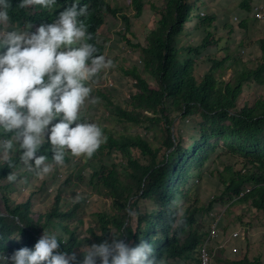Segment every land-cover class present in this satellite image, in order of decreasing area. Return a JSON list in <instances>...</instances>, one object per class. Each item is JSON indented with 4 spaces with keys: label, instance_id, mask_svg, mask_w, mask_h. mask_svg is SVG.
Masks as SVG:
<instances>
[{
    "label": "trees",
    "instance_id": "obj_1",
    "mask_svg": "<svg viewBox=\"0 0 264 264\" xmlns=\"http://www.w3.org/2000/svg\"><path fill=\"white\" fill-rule=\"evenodd\" d=\"M162 1L161 6L151 4L157 20L145 43L134 42L137 36L132 31V19L143 15L147 1L132 0L134 15H123L122 39L142 52L144 62L142 70L137 65L123 68L133 79L135 89L122 98L113 95L106 84H100L96 90L98 97L107 100V108H115L113 117L125 130L117 132L99 125L105 137L103 143L91 157L81 155L80 160L82 167L90 171L88 190L110 199L111 206L88 216L85 206L89 196L77 195L75 190L68 194L74 181V174L69 173L64 185L58 187L52 207H41L35 213L36 197L53 196L49 192L52 173L46 174L38 185L40 176L34 167L20 160L18 149L13 148L6 157L0 153V195L7 210L6 215L0 213V254L12 249L7 241L18 249H34L44 228L57 235L61 251L77 252L84 243L103 242L110 235L108 232L115 230L114 235L124 236L129 242L138 244L144 239L152 243L156 256L164 257L165 264H201V247L208 236L205 217L212 213L215 203H242L248 211L264 213V93L254 101L245 93L253 87L264 88V37L257 41L260 53L256 57L245 56L250 53L246 48L253 44L247 40L241 42L244 55H232L230 37L235 28L220 18L229 11L203 16L202 10L193 8L203 0ZM113 2L56 0L49 10L39 5L20 9L21 0H10L11 19L7 26L32 24L35 31L41 24L55 22L66 8L87 5L88 15L78 20H83L94 34L88 42L96 45L97 54L105 56L107 46L99 38L107 24L104 15L109 12L118 16L125 9ZM252 2L244 0L241 8L251 13ZM193 21H198V30L205 33L197 44L191 40L195 29L187 26ZM249 25L246 18L239 27L247 29ZM222 28L229 30L221 33ZM212 47L216 50L211 51ZM204 64L209 67L201 73L199 69ZM228 69L233 72L230 80L225 79ZM104 76L106 69L88 85L99 84ZM177 118L180 120L176 128ZM131 128L139 131L134 133L128 130ZM45 141L37 155L47 156L46 163H50L52 146L47 136ZM15 152L16 156H12ZM72 156L66 153L63 164L70 163ZM214 156L216 161L221 156H233L235 162L224 164L223 171L211 172L220 178L224 188L206 205L197 183L201 169ZM17 170L20 172L16 173ZM25 171L28 180L23 185L31 193L19 201L22 185L17 184L16 174L19 177ZM12 173L15 179L7 180ZM250 186V191H246ZM16 192L19 193L14 196ZM176 198L181 201L178 209L170 207ZM129 209L136 215L129 216ZM243 217L240 219L244 225L250 226L252 222ZM177 218L184 224L173 227ZM80 230L86 237L80 238ZM226 263L264 264V258H250L246 254L242 259L229 258Z\"/></svg>",
    "mask_w": 264,
    "mask_h": 264
},
{
    "label": "clouds",
    "instance_id": "obj_2",
    "mask_svg": "<svg viewBox=\"0 0 264 264\" xmlns=\"http://www.w3.org/2000/svg\"><path fill=\"white\" fill-rule=\"evenodd\" d=\"M257 4H264V1L253 2L251 13L247 12L246 17L235 16L239 19L234 17V20L241 22L250 17L264 22L253 16ZM35 5L50 10L56 0H21L19 8ZM10 9V0H0L2 27L10 22ZM88 12L87 5L79 7L74 4L59 13L55 22L41 24L35 31H32V24H27L23 28L0 32V153L6 157L10 150L18 148L20 160L34 167L38 176L51 171V165L46 163L48 157L37 155L46 142V134L52 146V162L57 165L63 164L68 152L73 156L91 157L105 139L99 125L82 120L80 116L81 107L92 91L88 82L113 66L111 59L98 55L96 45L88 42L94 39V34L83 20H78V17H86ZM108 81L109 87L113 86L112 80ZM98 99L91 98V103L96 104ZM54 120L58 122L53 124ZM14 179L13 173L7 177L9 181ZM82 194L84 192H77V195ZM88 199L89 204L91 197ZM180 204L176 198L170 202V207L178 209ZM128 214L136 215L131 209ZM183 224L184 221L177 218L173 227ZM221 224L219 239L211 246L214 251L226 247L225 243L216 244L221 239ZM108 233L110 235L103 242L84 243L78 252L61 251L57 235L44 228L34 249H18L7 241V246L12 249L0 254V263L165 264L164 257L156 256L152 243L142 239L136 244L124 236ZM211 248L213 264L214 251Z\"/></svg>",
    "mask_w": 264,
    "mask_h": 264
},
{
    "label": "rangeland",
    "instance_id": "obj_3",
    "mask_svg": "<svg viewBox=\"0 0 264 264\" xmlns=\"http://www.w3.org/2000/svg\"><path fill=\"white\" fill-rule=\"evenodd\" d=\"M146 1L147 5L145 6L143 15L141 17L132 19V31H134L137 36L136 38H134V42H146V37L152 30V28L155 27L157 20L156 10L152 8L151 4L153 3L157 6H161L163 2L162 0ZM236 1L237 0H220L217 4V7L215 6V1L212 2L211 0H203L201 2L195 3L193 8L196 11H198L199 9H203L206 14L212 12L220 13L221 11L218 10L219 6L225 4L226 2L235 3ZM260 1L263 0H255L254 2L258 3ZM113 4L117 7H124V13L121 12L118 14V16H115L109 12H106L104 18L107 20V24L100 33V41L105 43L107 46L105 57L106 59L112 60L113 66L109 69H106V76L101 78L99 84H96L97 82L89 83L88 86L91 87L92 91L90 93V97L85 100V103L81 107L80 116L82 120L86 119L89 122L96 123L97 125H103L119 132L125 130V128L116 117H113L116 114L115 108H107L105 105L107 103V100L98 97L96 93V90H98L97 87H99L100 84H103L104 86L105 84H108L109 86L108 80L111 79L113 82V86H110L108 89L113 95H116L119 98L128 96V94L130 95L131 92L135 89L133 84L134 81L130 76L125 74L123 68L133 67L134 65H137L142 70L144 62L142 52L137 48L129 46L128 42L122 39L123 32L125 33V30H122L123 28L125 29L123 15L126 14L125 12H128L130 16H133L135 13V10L132 7V0H114ZM233 10L235 9L229 8V13L226 15L224 14L220 18H222L221 20L225 22L229 21L230 23H232L236 31V37L234 38V40L233 35L230 37V53L235 56H243L244 53L242 51L243 48L241 47V42L247 40L248 35L245 33L246 29H242L239 27L240 22L234 20ZM250 22L251 26H253V24L256 23V20H253L251 18ZM198 25V21H193L187 24L188 28L195 29L194 33L191 36V40L196 44L201 40L202 37L205 36V33L202 29H199L200 31L198 30ZM24 26L25 25H5L3 27V31L11 30L17 27L23 28ZM229 28H222L220 32L226 33ZM121 30L122 35L120 34ZM244 34H246V36H244ZM249 38L252 39L251 37ZM191 40L189 41L192 42ZM226 40L227 39H225V41ZM221 42H224V38ZM210 50L215 51L216 47H212ZM246 50L247 53L250 52L249 54H245V56L249 58H252L251 55L253 57H256L260 53L249 48H246ZM227 64L230 66L232 62L229 61ZM208 67L209 64H204L199 69V71L203 73L208 69ZM232 77L233 72L231 69H228L225 73V79L230 80L232 79ZM148 78L151 80L150 77ZM245 93L250 100L254 101L256 97H259L264 93V88L253 87L248 91L245 90ZM93 97L99 98L96 104L91 103V98ZM179 120L180 119L177 118L175 121L176 128L178 126ZM128 130H132L134 133L139 131L135 128H131ZM46 136L47 134L45 135V137ZM14 149L15 151H17L18 148L14 147ZM16 154L17 153L15 152L12 154V156H16ZM71 158L72 161L67 164L57 165L53 162L48 163L51 165V171L49 173H52L50 176L51 186L49 187V192L52 193L53 196H41L39 198L36 197L34 199L35 213H39L41 207H52L55 199L54 195L58 187L64 185L69 173L74 174V181L68 187V194L73 193V191L75 190L76 192H84L86 195L91 197L90 203H87L85 206L88 216H91L103 210H107L111 206L112 201L110 199H102L100 195L92 194L91 190H88L87 184L90 181V171L82 167L83 165L80 160L81 156H72ZM232 162H235L233 156H221L218 161H216V156H214V158L209 161V163L203 169H201L202 173L199 174L200 180L197 184L199 185L198 189L200 198L206 205H209L210 202L213 201L212 198L214 194H220L224 188L220 178L216 176V174H212L211 172L215 170L223 171L224 164ZM17 172L19 173L20 171L17 170L16 173ZM18 175L19 177L16 174V177L18 179L17 184L22 185L20 186L21 191H19L22 193L19 201H24V199H26L31 193L30 189L23 185L24 181L28 180V175H26V171L24 174L20 173ZM45 176L46 174L40 176L41 180L39 181L38 185L42 184V180L45 179ZM80 178H82V181L80 180ZM19 192H16L13 195L17 196ZM103 203H106V205H104ZM230 205L231 202L215 203L212 213L209 215V217L207 215L208 218L205 217L207 225L209 226L213 217L222 216L221 239L216 244L221 245L222 243H225L226 247L223 249L219 248L218 250L214 251L213 264H227V259H242L246 254L249 255L250 258L258 255H261L264 258V213L248 211L249 209H244L248 207L242 203L233 204L232 206ZM0 213L4 215L7 214V210L5 208L1 195ZM243 214H246L245 217H243ZM241 216L243 217L244 221H251L252 224L250 226H245L242 222V218L240 219ZM236 231H240L241 238L229 241L231 235ZM113 233H115V230H113ZM78 234L80 238L86 237V234H83L81 230ZM176 264L186 263H184L183 261H177Z\"/></svg>",
    "mask_w": 264,
    "mask_h": 264
},
{
    "label": "built area",
    "instance_id": "obj_4",
    "mask_svg": "<svg viewBox=\"0 0 264 264\" xmlns=\"http://www.w3.org/2000/svg\"><path fill=\"white\" fill-rule=\"evenodd\" d=\"M202 14H205V12H202ZM253 16L258 19V20H264V4H257L254 8L253 11ZM236 20H238V17H235ZM246 191H250V188H247ZM245 192L242 193V195ZM221 217L217 216V217H213L211 219L210 225L208 227V237L205 241V243L202 245L201 247V261L202 264H212V255L210 252V248L211 246L218 241L219 239V228H220V224H221ZM241 233L240 231H236L235 233H233L232 238L229 239V241H231L233 238H238L240 237Z\"/></svg>",
    "mask_w": 264,
    "mask_h": 264
},
{
    "label": "crops",
    "instance_id": "obj_5",
    "mask_svg": "<svg viewBox=\"0 0 264 264\" xmlns=\"http://www.w3.org/2000/svg\"><path fill=\"white\" fill-rule=\"evenodd\" d=\"M212 2L215 1V6H217L218 2L220 0H211ZM244 0H237L235 3L233 2H226L225 4L219 6L218 10L219 11H229V8H234L235 10H233V18L235 16H240V17H246L247 11H245L243 8H241V3ZM255 0H253L254 2ZM264 1V0H263ZM260 1V2H263ZM252 2V3H253ZM218 7V6H217ZM232 14V13H231ZM247 19L249 20V24L251 23V18L247 17ZM228 32V31H227ZM248 36H247V40L251 41L253 44L251 47H249V49H252L253 51L255 50L256 52H260V47L259 44L257 43L258 39L264 37V22H257L253 24V26H251V24L248 26V28L246 29L245 32ZM246 34H244V36H246ZM236 37V31H234L233 33V40ZM249 37H251L252 39H250ZM232 40V42H233Z\"/></svg>",
    "mask_w": 264,
    "mask_h": 264
}]
</instances>
